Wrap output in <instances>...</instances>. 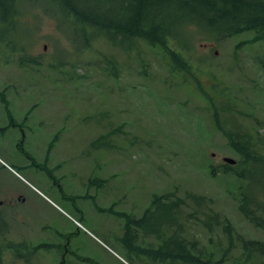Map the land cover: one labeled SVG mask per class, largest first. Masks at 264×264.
<instances>
[{
    "label": "rangeland",
    "instance_id": "rangeland-1",
    "mask_svg": "<svg viewBox=\"0 0 264 264\" xmlns=\"http://www.w3.org/2000/svg\"><path fill=\"white\" fill-rule=\"evenodd\" d=\"M17 1L19 10L24 9L22 17L15 16L14 25L0 23V34L9 36L0 41V158L24 167L21 180L0 163L4 264H61V255L39 246L55 242L41 233L43 225H52V231L75 230L85 248L82 254L94 255L103 264H192L182 259L176 236L167 240L170 225L179 220L169 203L150 207L149 221L166 224L165 233L157 234L161 239L140 234L130 238L117 228L119 222L109 214L113 198L108 192L119 188L130 189L129 198L141 203L170 189L181 198L191 191L211 199L212 215L226 217L233 228L231 244L225 222L208 231L200 219L198 223L200 214H195L197 220H187L192 202L177 210H182L188 242L197 241L218 255L226 251L227 258L237 259L243 255L242 240L264 242V230L239 212L238 183L220 171L225 157L238 156L211 123L210 102L193 74L174 72L165 50L144 40L130 51L104 40L87 47L76 28L37 5L54 10L48 0ZM254 36L244 33L217 41L188 25L183 42L191 43L189 49L184 45L183 56L204 74L199 79L204 89L213 82L227 89L221 96L214 92L215 103L234 113L225 127L235 124L264 144V41ZM10 116L15 123L27 118L37 126L26 129L24 137L20 127L10 126ZM93 169L100 179L90 174ZM20 191L29 198L27 203L18 202ZM74 206L83 208V219ZM8 240L30 244L32 254L14 257ZM22 251L29 253L26 247Z\"/></svg>",
    "mask_w": 264,
    "mask_h": 264
},
{
    "label": "trees",
    "instance_id": "trees-1",
    "mask_svg": "<svg viewBox=\"0 0 264 264\" xmlns=\"http://www.w3.org/2000/svg\"><path fill=\"white\" fill-rule=\"evenodd\" d=\"M36 3L37 1L30 5ZM48 4L54 10L49 9L47 4L37 5L44 11L61 17L64 24L76 28L86 40L87 47L94 41L104 40L122 50L130 51L140 40H144L151 46H159L165 50L174 72L193 74L203 96L210 102L207 113L210 114L211 123L217 131H222L228 146L238 156L236 165L224 164L220 171L238 183L235 186L239 212L255 227L264 230V144L260 142V138L254 139L235 124L232 129L225 127L228 118L234 113L230 107L215 103L214 92L221 96L227 89L220 88L217 82H213L208 89L202 87L199 79L204 74L197 66H192V62H189L192 60L183 56L184 45L187 49L190 46L184 44L182 38L190 25L217 41L244 33H253L255 36L252 39L264 41V0H48ZM19 9L17 0H0V23L14 25L15 16L21 13L22 17L24 13L23 8L21 11ZM6 40H9V36L0 34V41ZM173 43L180 47H173ZM211 88L214 89L213 92ZM209 170L215 175L213 166L210 165ZM162 198L172 200L174 205L184 203L185 208L189 207L187 201L192 202L194 209L187 213V220H196L195 214H200L198 222L200 219L208 231L225 222L223 230L225 229L230 244L232 243L233 228L226 217L218 213L212 215L211 199L207 200L204 195L191 191H187L184 198H181L172 190L157 199ZM188 246L193 249L197 245L189 243L185 236L186 250L182 253L184 261L196 264H220V260L230 261L229 264H260L264 258V242L258 240H242L243 255L237 259L227 258L226 251L218 255L214 250H206L203 245L198 252L187 251ZM10 247L14 257L27 256L22 251L24 244L13 245L10 242ZM3 252H6L5 248ZM3 252H0V264H4Z\"/></svg>",
    "mask_w": 264,
    "mask_h": 264
},
{
    "label": "flooded vegetation",
    "instance_id": "flooded-vegetation-1",
    "mask_svg": "<svg viewBox=\"0 0 264 264\" xmlns=\"http://www.w3.org/2000/svg\"><path fill=\"white\" fill-rule=\"evenodd\" d=\"M13 119V118H12ZM10 119V126L12 127H20L22 131V135L25 137L26 136V129L31 130L34 127L33 122H31L29 119H25L21 122L15 123ZM36 125V124H35ZM37 126V125H36ZM11 168H13L15 171L18 173H22L23 171V166H21L18 163L13 162L12 164L9 165ZM6 169V168H5ZM98 169V168H96ZM98 170L94 169L91 171V175H95L97 179H100V175L97 174ZM126 192H122V189H115L112 190L110 193L113 198V201H111V211L112 213L110 214V217H113L116 221L119 222V225L117 228L121 226L124 232H128L132 237H137L139 234L142 236H148V235H153L154 238H158L157 234L161 233L164 234V220H161V222L154 223L152 224L148 217L152 210L150 207L153 204V201L150 202H138L136 200H132L129 198V193L130 189H124ZM105 193V192H104ZM122 193V194H121ZM60 193V197H61ZM18 202L24 204L25 202L27 203L29 201V198L27 196H24V193L22 191L19 192L18 194ZM62 199V198H61ZM64 199V198H63ZM167 202V200H161V203ZM1 203H4V201H1ZM10 203V202H9ZM8 203V204H9ZM156 203V202H155ZM165 204H162L161 206L163 207ZM14 206V205H10ZM74 210L76 214H78L79 218L81 217L83 219L84 217V210L83 208L76 207L74 206ZM105 211V210H103ZM107 212V211H105ZM44 226V225H43ZM45 228H50L49 234L51 237L54 239L55 242H44V244L52 249L54 251V254L61 255V264H65L68 262V264H103L101 260H98L94 255L90 254H82L85 251V248L81 245V243L78 242V237H76L75 230L73 231H68V230H58L55 229L52 231L53 226L48 225L44 226ZM120 230V229H119ZM46 232L45 230L41 231V233ZM79 234V233H78ZM178 250L183 251V238L178 236ZM70 257L68 259L67 257ZM77 261V262H75ZM81 261L80 263H78Z\"/></svg>",
    "mask_w": 264,
    "mask_h": 264
},
{
    "label": "water",
    "instance_id": "water-1",
    "mask_svg": "<svg viewBox=\"0 0 264 264\" xmlns=\"http://www.w3.org/2000/svg\"><path fill=\"white\" fill-rule=\"evenodd\" d=\"M225 162H228V163H231V164H234L235 161L231 158H224Z\"/></svg>",
    "mask_w": 264,
    "mask_h": 264
}]
</instances>
